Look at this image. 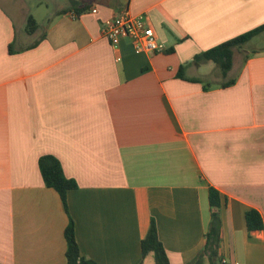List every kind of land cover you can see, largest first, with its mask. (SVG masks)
I'll use <instances>...</instances> for the list:
<instances>
[{
	"label": "crops",
	"instance_id": "obj_1",
	"mask_svg": "<svg viewBox=\"0 0 264 264\" xmlns=\"http://www.w3.org/2000/svg\"><path fill=\"white\" fill-rule=\"evenodd\" d=\"M53 1L0 0V264H66L69 218L95 264H139L151 220L169 264H188L205 243L210 188L220 259L264 264V49L232 60L228 79L213 72L215 85L208 62H193L264 25V0ZM126 7L149 17L163 53L102 35ZM44 155L76 183L67 212L43 183ZM249 210L260 232L248 233Z\"/></svg>",
	"mask_w": 264,
	"mask_h": 264
},
{
	"label": "trees",
	"instance_id": "obj_2",
	"mask_svg": "<svg viewBox=\"0 0 264 264\" xmlns=\"http://www.w3.org/2000/svg\"><path fill=\"white\" fill-rule=\"evenodd\" d=\"M25 30L28 34L36 30L35 20L31 16H28L26 19ZM262 31H264V25L201 52L194 57L193 62L197 64L201 62H212L220 70L221 75L225 77L231 69L234 50L242 48ZM184 68L185 66H181L179 72L181 73ZM38 167L44 185L57 192L62 207L67 212L66 194L69 190L76 188L75 181L65 177L59 161L51 155L41 156L38 160ZM208 200L211 219L208 231L204 235L205 243L196 257L188 264H222L218 256V248L221 240V218L218 212L221 207L219 193L215 189L210 188ZM245 222L249 234L260 232L263 229L262 219L255 210H249L245 213ZM64 238L66 241V264H95L80 256L74 235V223L70 218L64 230ZM140 250L141 262L139 264H142L144 258L150 253L153 255L154 264H169L165 250L158 238L157 228L153 220L150 222L146 236L141 240Z\"/></svg>",
	"mask_w": 264,
	"mask_h": 264
},
{
	"label": "built area",
	"instance_id": "obj_3",
	"mask_svg": "<svg viewBox=\"0 0 264 264\" xmlns=\"http://www.w3.org/2000/svg\"><path fill=\"white\" fill-rule=\"evenodd\" d=\"M92 12L96 13V10ZM101 33L114 47L119 39L128 38L135 54H161L165 51V45L159 41L149 17L146 14H132L127 7L105 21ZM221 263L228 264L224 259Z\"/></svg>",
	"mask_w": 264,
	"mask_h": 264
},
{
	"label": "rangeland",
	"instance_id": "obj_4",
	"mask_svg": "<svg viewBox=\"0 0 264 264\" xmlns=\"http://www.w3.org/2000/svg\"><path fill=\"white\" fill-rule=\"evenodd\" d=\"M56 1H59V0H56ZM47 2L49 4L54 3L53 0H47ZM260 49H264V34L256 37L252 41L246 43L242 49L236 50L235 57H233V60L235 59V61H236V59H237V62L239 63L243 60L244 55L249 54V53L251 54V52H253L254 50H260ZM202 69H203L202 71H205L207 73V76H208L205 79V82L210 84V85H215L214 77L212 74L213 72L218 73V74H215V78L220 80V81L222 79H228L231 76V74H229L228 76L223 77L220 73V70L212 62H208L207 64H205V66H203Z\"/></svg>",
	"mask_w": 264,
	"mask_h": 264
}]
</instances>
